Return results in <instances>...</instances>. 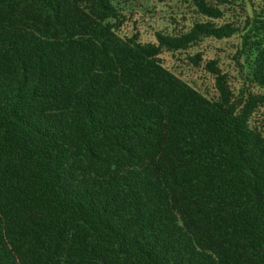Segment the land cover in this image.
Here are the masks:
<instances>
[{"label":"trees","instance_id":"trees-1","mask_svg":"<svg viewBox=\"0 0 264 264\" xmlns=\"http://www.w3.org/2000/svg\"><path fill=\"white\" fill-rule=\"evenodd\" d=\"M179 3L144 43L115 0H0V264H264V0ZM233 37L238 88L161 58Z\"/></svg>","mask_w":264,"mask_h":264},{"label":"rangeland","instance_id":"rangeland-1","mask_svg":"<svg viewBox=\"0 0 264 264\" xmlns=\"http://www.w3.org/2000/svg\"><path fill=\"white\" fill-rule=\"evenodd\" d=\"M115 1L127 13V20L122 29L123 33L129 36L138 34L139 39L144 43H155L158 32L179 30L182 26H188L192 22L190 18L187 22L180 20V26L178 27L169 19L173 12L177 10L176 8H182L179 0H170L167 4H159L157 0ZM238 42L237 37L224 40L208 39L199 47H195L183 55H172L165 52L161 55V58L165 66L179 74L192 86L201 92L213 94L215 92L214 81L205 70V62L217 60L219 67L228 74L230 83L234 88H238L242 82L240 68L235 62ZM196 54H201L204 59L199 67H196L187 59L188 55L194 56Z\"/></svg>","mask_w":264,"mask_h":264}]
</instances>
